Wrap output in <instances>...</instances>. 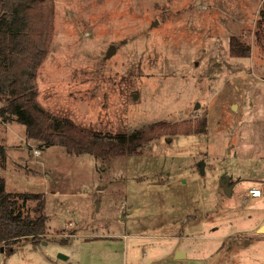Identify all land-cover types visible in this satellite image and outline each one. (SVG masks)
Segmentation results:
<instances>
[{
  "label": "rangeland",
  "instance_id": "1",
  "mask_svg": "<svg viewBox=\"0 0 264 264\" xmlns=\"http://www.w3.org/2000/svg\"><path fill=\"white\" fill-rule=\"evenodd\" d=\"M233 36L250 57L231 55ZM37 81L40 103L81 127L162 125L142 153L103 162L1 124L7 190L45 193L48 215L37 245L0 246L2 264H264V205L247 197L264 185V0H55Z\"/></svg>",
  "mask_w": 264,
  "mask_h": 264
},
{
  "label": "trees",
  "instance_id": "2",
  "mask_svg": "<svg viewBox=\"0 0 264 264\" xmlns=\"http://www.w3.org/2000/svg\"><path fill=\"white\" fill-rule=\"evenodd\" d=\"M54 15L55 0H0V125L22 124L28 141L47 147L60 145L69 153L90 154L103 162L142 153L162 122L128 133H104L54 115L40 103L38 69L50 50ZM230 52L235 57H250L252 53L236 36L231 38ZM207 127L204 118L193 131L205 132ZM191 130L186 126L180 132ZM178 131L177 127L171 129ZM7 162V146L0 141V246L12 253L22 240L31 239L37 245L45 238L48 215L45 193L7 190L2 172Z\"/></svg>",
  "mask_w": 264,
  "mask_h": 264
},
{
  "label": "crops",
  "instance_id": "3",
  "mask_svg": "<svg viewBox=\"0 0 264 264\" xmlns=\"http://www.w3.org/2000/svg\"><path fill=\"white\" fill-rule=\"evenodd\" d=\"M230 183H232V180L230 179ZM233 186H234V184H232V189H233ZM253 186H255V187H260V188H262L263 189V194H262V196H260V197H251L250 195H249V190H248V192H247V197H248V199L249 200H251L254 204H257V205H259V206H263L264 205V185L263 186H261V185H259V184H255V185H252L251 187H253ZM231 193H232V191H231ZM123 208H126V207H123ZM139 210V209H138ZM264 228V218L262 219V221L261 222H259V224H258V227H257V231L258 232H260L262 229ZM93 237H101V236H93ZM161 237V236H160ZM70 241V239H68V241H66V243L67 242H69ZM177 259H184L185 257H187V252L185 251V250H182V249H180L179 247H176L175 248V250H174V254H173ZM69 258H71L70 256H68V258L67 259H69ZM70 264H108V263H105V262H101V261H99V262H92V260H86V259H84L83 261H76V262H74V263H70ZM133 264H142V262H136V263H133Z\"/></svg>",
  "mask_w": 264,
  "mask_h": 264
},
{
  "label": "water",
  "instance_id": "4",
  "mask_svg": "<svg viewBox=\"0 0 264 264\" xmlns=\"http://www.w3.org/2000/svg\"><path fill=\"white\" fill-rule=\"evenodd\" d=\"M158 21H155V23L153 24V26L157 23ZM116 52V45L112 44L110 49H109V54L111 55L112 53H115ZM199 105V104H198ZM221 185L222 187H224V190L226 193H228V195H231V191H232V183H230V178L228 176H225L223 177V180L221 181ZM99 205V203H98ZM98 209V207H97ZM1 251L3 252L4 251V248L2 247L1 248ZM63 256L65 259L68 258V256L66 255H61Z\"/></svg>",
  "mask_w": 264,
  "mask_h": 264
},
{
  "label": "built area",
  "instance_id": "5",
  "mask_svg": "<svg viewBox=\"0 0 264 264\" xmlns=\"http://www.w3.org/2000/svg\"><path fill=\"white\" fill-rule=\"evenodd\" d=\"M40 154H41V150H39V149H35V150H34V155H35V156H39ZM248 193H249V195H250L251 197H260V196H262V194H263V189L260 188V187H255V186H253V187H250ZM0 264H2V259H1V257H0Z\"/></svg>",
  "mask_w": 264,
  "mask_h": 264
}]
</instances>
